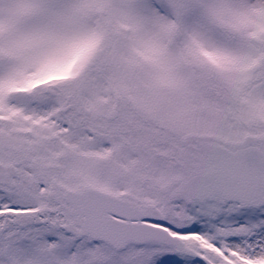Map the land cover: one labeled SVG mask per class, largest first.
<instances>
[{"label": "snow or ice", "instance_id": "obj_1", "mask_svg": "<svg viewBox=\"0 0 264 264\" xmlns=\"http://www.w3.org/2000/svg\"><path fill=\"white\" fill-rule=\"evenodd\" d=\"M0 264H264V0H0Z\"/></svg>", "mask_w": 264, "mask_h": 264}]
</instances>
